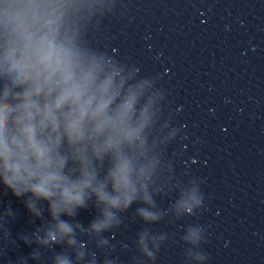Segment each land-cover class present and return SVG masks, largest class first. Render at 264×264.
Returning <instances> with one entry per match:
<instances>
[{"label": "clouds", "instance_id": "clouds-1", "mask_svg": "<svg viewBox=\"0 0 264 264\" xmlns=\"http://www.w3.org/2000/svg\"><path fill=\"white\" fill-rule=\"evenodd\" d=\"M97 71L52 28L22 32L0 53V182L17 197L30 193L28 207L37 216L36 201L49 202L54 224L41 241L45 244L71 236L72 227L59 215H73L89 191L105 206L104 220L92 224L96 232L111 226L115 213L110 209L127 208L137 192L132 162L120 151L125 140L131 143L138 135L125 127L131 101L111 110V79L98 83ZM109 151L115 164L106 179L115 194L95 182L92 166L93 158ZM144 199L149 200L147 194ZM139 211L146 220L156 219ZM58 264L69 261L58 259Z\"/></svg>", "mask_w": 264, "mask_h": 264}]
</instances>
